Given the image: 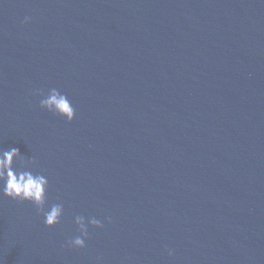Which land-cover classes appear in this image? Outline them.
Returning <instances> with one entry per match:
<instances>
[{"label": "water", "instance_id": "obj_1", "mask_svg": "<svg viewBox=\"0 0 264 264\" xmlns=\"http://www.w3.org/2000/svg\"><path fill=\"white\" fill-rule=\"evenodd\" d=\"M11 147L63 214L0 197L2 264H264V0H0Z\"/></svg>", "mask_w": 264, "mask_h": 264}, {"label": "clouds", "instance_id": "obj_2", "mask_svg": "<svg viewBox=\"0 0 264 264\" xmlns=\"http://www.w3.org/2000/svg\"><path fill=\"white\" fill-rule=\"evenodd\" d=\"M30 17H25L23 23H28ZM33 96H41L39 108L54 116L71 123L75 118V109L68 97L56 88L44 95L39 90H34ZM35 159L25 160L18 148H0V197L16 201L18 203H30L36 209L38 215H43V224L46 228L55 227L63 214V204L54 203L47 209L46 193L49 187L48 178L40 172L34 171ZM110 222V218H106ZM74 224L78 235L66 241V247L72 249H83L88 239V229H102L103 223L95 217H89L87 221L83 216H76ZM168 250V255L172 256ZM101 258L97 257V264ZM2 264V261H0Z\"/></svg>", "mask_w": 264, "mask_h": 264}]
</instances>
